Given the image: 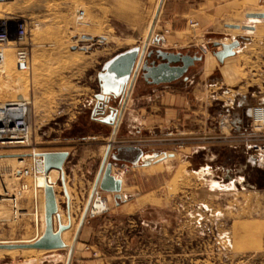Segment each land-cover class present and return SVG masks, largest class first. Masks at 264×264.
<instances>
[{
    "label": "rangeland",
    "instance_id": "1",
    "mask_svg": "<svg viewBox=\"0 0 264 264\" xmlns=\"http://www.w3.org/2000/svg\"><path fill=\"white\" fill-rule=\"evenodd\" d=\"M157 1L17 0L0 4V16L4 13L20 14L40 23V29L33 32L30 69L25 72L17 70L15 54L11 49L6 54L10 55L14 65L13 75L7 71L8 63L0 64V99L3 102H31L26 114L30 125V146L0 148V243H20L42 235L41 221H37V216L41 215V208L38 207L41 198L33 199L35 174L22 175L26 169L33 170L29 154L33 150L43 153L69 147L73 141L89 133L88 109L83 105L85 99L99 88L98 73L117 54L143 45ZM78 11L85 12L86 24L82 26L77 23ZM251 19L250 24L256 26L259 21ZM257 26L260 31L253 38L259 44L264 34L261 26ZM157 31L155 26V36L159 35ZM11 35L14 37V27ZM242 42L247 43L244 39ZM165 47L160 46L163 50H166ZM207 47L211 56L213 51ZM244 47L234 60L235 66L228 76L232 81L228 79L226 85L232 83L235 90L243 92L262 91L259 102H264V49L256 53V44ZM180 52L204 57L203 51ZM203 62H197L186 76L189 78L193 70L202 71ZM223 71V68L217 69L202 85H218L215 96L225 100L233 95L226 94V85L222 83ZM194 81L196 84L197 77ZM201 148L206 147L195 146L194 149ZM17 158L27 161L21 165ZM192 158L185 161L179 157L173 163L151 170L158 176L153 179L152 186L160 184L159 176L168 180L166 192L162 190L157 195H166L169 208L178 203L186 209L180 216H167V221L169 218L173 221L172 225L144 230L140 226L139 215L114 213L110 221L116 226L107 231L106 238L118 241L122 245V254L126 256L137 255L135 252L138 251L142 257L136 264H264V184L258 194L260 203H257L255 193L241 194L240 186H231L229 182H221L210 175L204 177L203 174L208 172L200 174L203 177L197 176L195 172L205 167V158L202 153ZM219 168L214 169L213 175L221 176ZM55 176L56 185L61 187V180L58 179L60 172ZM204 179L217 181L220 189L211 190ZM23 185L26 189L16 203L13 202L12 198ZM226 187L232 191L225 190ZM104 200L98 201L101 210L94 217L88 216L89 219L110 212ZM59 207L64 224L68 221V213L62 211V204ZM72 209L73 205L70 207L71 217ZM82 214L83 211L80 219ZM72 218L74 226L76 218ZM107 218L98 225L108 222ZM161 218L159 213H153L148 221L159 223ZM79 223L80 220L78 226ZM69 235L73 241L71 230ZM131 240L132 246L129 245ZM136 245L139 247L136 248ZM106 249L110 250L109 253L112 251V248ZM49 254L45 251L3 254L0 255V264H43L42 258ZM93 254L98 256L97 252Z\"/></svg>",
    "mask_w": 264,
    "mask_h": 264
},
{
    "label": "crops",
    "instance_id": "2",
    "mask_svg": "<svg viewBox=\"0 0 264 264\" xmlns=\"http://www.w3.org/2000/svg\"><path fill=\"white\" fill-rule=\"evenodd\" d=\"M253 13H264V1H164L156 27L158 28L157 34L165 35V49L172 52L175 50V46H178L175 51L186 50L191 52L195 50L202 52V47L207 45L213 52L211 56L208 55V52H203L202 71L193 70L187 80L183 79L161 85H151L144 80H139L136 83L121 118L112 153L117 154L120 148L133 146L143 151V158L140 164L135 166L132 162L135 160L137 152L126 150L119 152L121 160L114 163L113 174L123 181L122 199L117 200L114 194L102 192L110 212L94 219L88 218L82 228L71 264L138 263L142 257L137 253L138 251L135 252L137 255L126 256L122 254L120 250L122 245L118 241L106 238L107 231L116 226L113 221H110L111 216L114 213L139 215L140 226L144 230L172 225L173 221L170 218L167 221V216L169 214L180 216L186 209L178 203L169 208L166 195L160 197L157 195L158 192L167 188L168 180L166 177L163 179L159 176L160 184L155 187L152 186L153 179L158 176L153 174L151 170L167 165L169 162L173 163L179 157L182 158L181 160L187 161L192 160L193 155L202 153L205 158V167L200 172H195L197 176L208 177L210 175L221 182H229V185L240 186L241 194L255 193L254 197L257 199V203L258 201L260 203L258 194L264 184V170L250 166L247 162V155L241 146L231 148L222 144H214L197 150L194 149V146H189L180 151L167 144L140 145V143L156 139L217 135L227 127L230 119H232L237 130H244L249 127V121L244 117V109L248 106L263 104L264 102H259V95L263 92L255 89L243 92L240 89L235 90L232 83L230 86L226 84L228 79L232 81V78L228 76L235 66L234 60L240 51L245 49V45L256 44V53L264 49V36H262V41L259 44L253 38V35L260 31L257 25L261 26L264 34V19H258L259 22L253 26L254 30L245 29L247 26H252L248 16ZM191 21L197 22L198 26L192 28ZM249 32L252 33L248 34ZM243 39L248 44L243 43ZM235 40L241 42V47L237 49L234 57L226 59L221 64L213 55L214 52L220 50V48L215 47V44H230ZM219 68L224 70L222 83L226 85V94L233 95L225 100H222L220 96H215L217 93L215 89L218 85H206V87L202 85L203 82H206L205 79ZM196 77L197 83L195 84ZM98 93L99 88L85 99L83 105L88 109L86 117L89 133L80 140L73 141L69 147L51 151H67L70 154L64 165V173L67 189L72 195V214L76 218L74 226L70 229L72 237L91 194L114 128L100 122L102 116L96 118L93 116V108L96 104L95 95ZM219 98L220 100H218ZM121 102V99H117L112 106L120 109ZM164 154H167L168 158L164 157ZM161 156L163 159L158 160ZM147 162L149 164L145 165ZM125 164L129 165L131 169L123 173L121 170ZM218 167L222 171L221 176L213 175L214 169ZM204 172H208L207 175L201 176L200 174ZM58 179L60 180L59 177ZM206 181L210 184V180ZM210 187L211 190L216 189L211 184ZM217 188L220 189V186ZM225 190L232 191L227 187ZM55 191L59 200L58 203L60 206L62 204L64 208L62 211L67 214V200L62 186L56 185ZM77 199L80 201L79 205H77ZM158 201L161 203H157ZM153 213H159V216L162 217L159 223L148 221L149 216ZM106 217L109 218V221L99 226V222H104ZM132 244L133 241L131 240L129 245L132 246ZM137 247L139 245H136ZM87 248L91 249L88 250ZM106 248H112V251L109 253L110 250ZM45 252L51 254L42 258L43 264L66 263L67 250ZM93 252H97L98 256L95 257ZM34 263L36 264V262L32 264Z\"/></svg>",
    "mask_w": 264,
    "mask_h": 264
},
{
    "label": "water",
    "instance_id": "3",
    "mask_svg": "<svg viewBox=\"0 0 264 264\" xmlns=\"http://www.w3.org/2000/svg\"><path fill=\"white\" fill-rule=\"evenodd\" d=\"M165 0H161L153 19L149 34L142 46H137L117 54L104 64L98 73L99 93L95 95L96 104L93 108V116H102L100 122L110 125L113 132L110 142L107 145L105 156L102 160L100 170L94 182L91 194L84 207L83 214L69 247L63 240V233L71 229L70 197L66 187L64 165L69 158V152H43L40 156L44 161L45 172L52 170L61 172V186L67 199L68 223L63 224L59 214L56 192L53 185L46 183L45 193V231L40 238L29 243H0V250H38V251H58L67 250L66 264H71L73 254L78 243L82 228L89 216L94 196L97 190L114 194L117 200H121L123 181L113 174L114 163L121 160L119 152H137L135 166L140 164L143 158V151L138 147L120 148L117 154H113V144L115 142L117 130L127 106V102L134 86L139 80H144L151 85L171 84L180 79L187 80V73L197 62L203 61L202 56L183 54L181 52H171L160 48V39L155 36L152 39L153 30L160 15ZM248 18L264 19V13L249 14ZM238 27V26H236ZM245 29H254L247 26ZM241 42L235 40L230 44H215L220 50L213 53L217 60L223 64L226 59L234 57L237 49L241 47ZM121 99V108H114L111 103ZM109 105L108 113L104 111V105ZM167 157V154H164ZM149 164L147 162L145 165ZM56 217L58 226H55Z\"/></svg>",
    "mask_w": 264,
    "mask_h": 264
},
{
    "label": "built area",
    "instance_id": "4",
    "mask_svg": "<svg viewBox=\"0 0 264 264\" xmlns=\"http://www.w3.org/2000/svg\"><path fill=\"white\" fill-rule=\"evenodd\" d=\"M17 0H0V4H10ZM264 1V0H260ZM85 12H77L78 25H84ZM197 22L191 21V27L196 28ZM14 27V37L12 29ZM40 29V23L34 22L30 18H25L20 14H2L0 16V63L4 60L5 52L8 49L14 51L16 68L18 71H28L30 69L33 45V32ZM161 46L165 45L166 38L164 34L157 35ZM178 46H175V50ZM202 51L207 53L208 47L203 46ZM30 101H23L22 104L15 106L7 102L0 109V148H18L29 147L31 143L30 125L26 118L27 109ZM22 105V106H21ZM24 109V110H22ZM109 110V105H104V111ZM244 117L249 121V127L244 130H237L232 119L227 123V127L217 135H203L197 137H181L156 139L140 143V145H171L177 150L185 149L189 146L207 147L214 144H222L234 148L241 146L246 155L247 162L252 166L264 169V103L248 106L244 109ZM131 169L129 165H123L121 172H128ZM35 172L26 169L22 175H30ZM26 186H21L12 201L16 203L22 191ZM104 200L102 192L97 190L94 201ZM105 201V200H104ZM107 209L100 213H103ZM99 213V214H100ZM97 214L89 213L90 217Z\"/></svg>",
    "mask_w": 264,
    "mask_h": 264
},
{
    "label": "bare ground",
    "instance_id": "5",
    "mask_svg": "<svg viewBox=\"0 0 264 264\" xmlns=\"http://www.w3.org/2000/svg\"><path fill=\"white\" fill-rule=\"evenodd\" d=\"M160 1L161 0H158L157 1V4H156V8H155V11H154V14H153V17H152V19H151V21H150V23H149V25H148V27H147V30H146V34H145V37H144V41H143V44H144V42H145V40H146V38H147V36H148V34H149V31H150V28H151V25H152V22H153V19H154V17H155V14H156V11H157V9H158V6H159V4H160ZM161 13V12H160ZM5 14H8V13H5ZM160 16V15H159ZM158 19H159V17H158ZM158 19H157V21H158ZM251 20H253L254 22H256V21H259L258 19L256 20V19H251ZM85 23V22H84ZM86 24V23H85ZM155 37V28H154V30H153V34H152V39ZM7 51V50H6ZM2 62H5V64L6 63H8V67H7V71L9 72V74L10 75H13V67H14V65L13 64H11V57H10V55L9 54H6V52H5V56H4V60L2 61ZM1 62V63H2ZM0 63V64H1ZM3 64V63H2ZM5 67H6V65H5ZM5 67H3L2 66V68H5ZM2 70H4V69H2ZM3 72V71H2ZM4 92V91H3ZM11 97H12V95H11ZM19 99V98H18ZM23 101H27V100H11L10 101V103L11 104H13V105H15V106H18L19 104H22V102ZM7 102H3L1 99H0V109H2V107H4V105L6 104ZM27 104H31V102H29V103H27ZM22 106V105H21ZM22 110H24V109H22ZM106 150H107V147H106ZM106 153V152H105ZM40 154L41 153H39V152H37L36 150H33L30 154H29V157H30V160H32V162H33V170H34V172H35V192H34V196H33V199L35 200V199H38V198H41V203H40V205L38 206V207H40L41 208V215L39 216L38 215V213H37V221H41V226H42V234L44 233V231H45V193H44V188H45V185H46V183H49V184H51V185H53V186H55L56 185V172L58 171V170H52V171H50L49 173H46L45 172V168H44V161H43V158L40 156ZM105 156V155H104ZM151 157V156H150ZM166 158H168V155H167V157ZM163 159V156L162 157H159V159L158 160H162ZM8 160V159H7ZM155 160V159H154ZM17 161H18V163L19 164H25L26 163V159L25 158H17ZM155 164H157V163H155ZM59 172V171H58ZM207 173V172H206ZM34 174V173H33ZM60 174H61V172H60ZM60 180H61V176H60ZM210 182V184H211V186L212 187H214V188H217L218 186H220V185H218V183L217 182H215V181H213V180H210L209 181ZM232 186V185H231ZM66 187H67V185H66ZM230 187V186H229ZM55 188V187H54ZM213 188V189H214ZM67 191H68V194H69V197H70V207H71V199H72V197H71V195H70V193H69V190L67 189ZM56 192V191H55ZM56 198H57V194H56ZM7 200V199H6ZM2 201H5V199L4 200H2ZM57 202H58V199H57ZM100 207H101V204L98 202V201H94L93 200V202H92V206H91V208H90V210H89V213L91 212L92 214H96V213H98V211H100L101 209H100ZM58 208H59V214L61 215V221L63 222L64 221V217H63V215L61 214V212H60V207H59V203H58ZM19 215V214H18ZM70 215H71V213H70ZM73 217V216H72ZM71 217V227H72V223H73V218ZM81 220V219H80ZM54 222H55V226L57 227V225H58V223H57V219H56V217L54 218ZM70 230L69 231H65L64 233H63V235H62V237H63V240H64V242L65 243H67V245L70 247L71 246V244H72V240H71V238H70ZM38 238H40V236L38 237ZM37 238V239H38ZM74 239V238H73ZM34 240H36V239H32V240H27V241H25V242H20V243H29V242H32V241H34ZM14 244H16V243H14ZM19 250H0V255H3V254H15V252H18ZM22 251H28V252H42V251H38V250H22ZM67 260V259H66ZM66 264V263H65Z\"/></svg>",
    "mask_w": 264,
    "mask_h": 264
}]
</instances>
